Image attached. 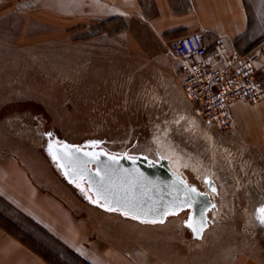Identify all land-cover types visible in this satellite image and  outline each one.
I'll return each instance as SVG.
<instances>
[{"label": "rangeland", "instance_id": "374dc122", "mask_svg": "<svg viewBox=\"0 0 264 264\" xmlns=\"http://www.w3.org/2000/svg\"><path fill=\"white\" fill-rule=\"evenodd\" d=\"M21 25V17L0 19V154L14 153L42 186L121 244L142 243L172 264L264 263V147L240 139L236 121L223 130L197 112L172 48L161 64L119 47L117 38H100L105 42L91 48L86 32L50 27H32L25 38L31 45L22 46ZM56 139L166 159L210 196L208 227L194 231L190 209L145 223L93 203L54 158Z\"/></svg>", "mask_w": 264, "mask_h": 264}, {"label": "crops", "instance_id": "0c3cea01", "mask_svg": "<svg viewBox=\"0 0 264 264\" xmlns=\"http://www.w3.org/2000/svg\"><path fill=\"white\" fill-rule=\"evenodd\" d=\"M15 16L22 18V46L31 45L25 38L32 27L39 33L50 27L72 35L86 32L91 48L105 42L100 38H117L119 47L166 64L172 40L199 31L210 50L221 41L228 53H258V66L264 65V0H0V19ZM249 103L232 106L238 136L263 148L264 100ZM0 196L90 264H172L142 243L124 245L106 236L91 216L42 186L12 152L0 154ZM0 264L52 263L0 226ZM232 264L264 263L246 258Z\"/></svg>", "mask_w": 264, "mask_h": 264}, {"label": "water", "instance_id": "95a60500", "mask_svg": "<svg viewBox=\"0 0 264 264\" xmlns=\"http://www.w3.org/2000/svg\"><path fill=\"white\" fill-rule=\"evenodd\" d=\"M50 149L68 179L106 210L127 212L125 216L145 223H160L190 209V221L197 232L202 234L208 227L210 196L172 170L166 159L113 151L98 141L81 144L56 139ZM96 154L99 159H93ZM191 188L197 192L190 193Z\"/></svg>", "mask_w": 264, "mask_h": 264}, {"label": "built area", "instance_id": "2783aa9c", "mask_svg": "<svg viewBox=\"0 0 264 264\" xmlns=\"http://www.w3.org/2000/svg\"><path fill=\"white\" fill-rule=\"evenodd\" d=\"M171 48L181 60L189 99L211 124L232 130L236 125L232 113L235 102L264 100V65L258 66V53L237 49L228 53L221 41L210 50L199 31L177 36Z\"/></svg>", "mask_w": 264, "mask_h": 264}, {"label": "trees", "instance_id": "16d2710c", "mask_svg": "<svg viewBox=\"0 0 264 264\" xmlns=\"http://www.w3.org/2000/svg\"><path fill=\"white\" fill-rule=\"evenodd\" d=\"M15 211L19 220L10 216L8 210ZM0 226L16 235L24 243L40 253L52 264H90L72 249L60 242L44 227L40 226L30 217L16 210L8 201L0 196ZM39 233L37 234L35 233ZM36 234V235H35ZM46 236V240L43 236Z\"/></svg>", "mask_w": 264, "mask_h": 264}, {"label": "snow or ice", "instance_id": "6c2138e0", "mask_svg": "<svg viewBox=\"0 0 264 264\" xmlns=\"http://www.w3.org/2000/svg\"><path fill=\"white\" fill-rule=\"evenodd\" d=\"M49 135H51V134H49ZM86 155H92V154H90V153H85ZM93 159H99V154H96V155H93ZM112 159H115V157H113ZM213 190H215V189H213ZM189 191H190V193H193V194H195L196 192H197V190L195 189V188H191V189H189ZM93 203H98V201H95V200H93L92 201ZM101 207H103V205H101ZM110 211L111 210H115V209H109ZM261 213L262 214H264V208H261ZM125 215H128V213L126 212V213H124ZM138 218V217H137ZM260 222H261V224H264V215H262L261 217H260ZM189 227H192V225L191 224H189ZM194 231H198L197 229H193Z\"/></svg>", "mask_w": 264, "mask_h": 264}, {"label": "bare ground", "instance_id": "6f19581e", "mask_svg": "<svg viewBox=\"0 0 264 264\" xmlns=\"http://www.w3.org/2000/svg\"><path fill=\"white\" fill-rule=\"evenodd\" d=\"M170 166V165H169ZM170 168L172 169V170H174L175 172H177V173H179V171H176L175 169H173L171 166H170Z\"/></svg>", "mask_w": 264, "mask_h": 264}]
</instances>
